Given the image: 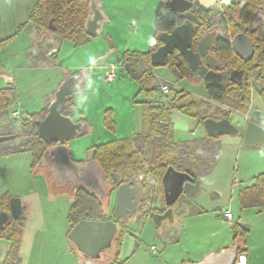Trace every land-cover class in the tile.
I'll list each match as a JSON object with an SVG mask.
<instances>
[{
    "label": "rangeland",
    "instance_id": "374dc122",
    "mask_svg": "<svg viewBox=\"0 0 264 264\" xmlns=\"http://www.w3.org/2000/svg\"><path fill=\"white\" fill-rule=\"evenodd\" d=\"M162 0H102L104 12L111 21L104 25L103 33L90 38L81 45H75L64 39L59 52L61 65L52 67L51 58L45 49L33 43V35L38 36L39 28L29 20V10L33 0H12L16 10H4V0H0V21L5 13L17 12L22 22L17 29L8 25V20L0 23V38L10 37L0 48V72L11 74L14 82L7 84L0 78V88L12 87L15 103L0 113V135L22 133L19 125L28 114L44 107L58 88V79L72 73L82 76L81 90L70 95L73 106L66 108L74 121H84L88 131L79 137L67 141L70 157L83 162L93 145L116 139L130 137L141 122L143 94H137L139 86L128 74L123 65L117 66L116 78L105 80V66H97L95 61L110 50H115L106 59V63H116L125 50L148 51L154 32L155 11ZM13 3V4H12ZM32 5V6H31ZM7 8V7H5ZM6 18V17H5ZM4 18V19H5ZM3 19V20H4ZM22 31V32H20ZM40 67H35L38 62ZM159 85L167 84L169 92L159 90V103H168L176 96L178 104L194 100L197 113L202 118H216L225 111L224 106L209 100L206 88L201 81L187 78L178 80L167 66L152 68ZM157 102V103H158ZM40 104V105H39ZM42 104V105H43ZM19 110V117L13 119L11 113ZM106 110L110 111L117 130H108L104 125ZM40 111V110H39ZM38 111V112H39ZM261 114V126L264 128V98L252 91L250 106L246 114ZM230 122L239 129L244 126L247 117L237 112L228 113ZM171 132L175 141L191 140L203 137L204 128L196 119L178 111L172 113ZM133 137V136H132ZM243 134L219 137V157L217 164L199 178L198 192L193 195L182 193L173 205V221H164L157 226L152 219H140L133 223L132 232L125 234L118 260L114 264H184L201 260L207 253L221 250L234 240L235 222H245L249 228L243 236L248 264H264V213L256 208L240 209L237 199L240 187L253 183L254 177L264 172V142L255 146L242 145ZM19 140L4 141L1 146L14 145ZM136 143V142H135ZM156 149L147 145L143 149L144 159L150 158ZM30 161L24 152L0 153V197L8 195L21 198L27 205L26 218L18 241V255L21 264H80L71 252L67 238L68 215L64 201L50 203L37 189L40 185L37 174L31 172ZM42 172L45 173L44 170ZM89 173V174H88ZM99 172L95 162L87 164V174L66 186H80L89 191H97ZM216 193L218 197L211 198ZM152 198L162 196L157 183L151 191ZM63 207V208H62ZM66 207V206H65ZM229 210L233 215L232 224L223 213ZM10 242L0 237V260L10 247ZM155 246L156 251L150 250ZM66 250V251H65ZM109 251V250H108ZM103 251L100 256L104 255ZM108 259H88L85 264H111L113 252L106 253ZM113 264V263H112Z\"/></svg>",
    "mask_w": 264,
    "mask_h": 264
},
{
    "label": "trees",
    "instance_id": "16d2710c",
    "mask_svg": "<svg viewBox=\"0 0 264 264\" xmlns=\"http://www.w3.org/2000/svg\"><path fill=\"white\" fill-rule=\"evenodd\" d=\"M193 13L200 23L195 26L193 33V39L198 40L207 29L205 25L217 20L218 17L200 10L197 4L194 5ZM88 15L87 0H37L29 20L48 33L69 40L75 45H81L91 38L83 29V24ZM182 22H184L182 15L167 8L165 0H162L155 11L153 23L155 35L150 49L144 52L127 50L122 53V65L139 86L137 94L146 96V99L141 103V128L131 138L116 139L93 146V160L102 172L106 191L103 198L97 197V194H93L80 186L73 188V200L68 210L70 228L82 219L102 220L107 218L109 196L115 187L112 173H121L125 182L138 183L143 195L144 208H147L152 199L153 185L157 183L162 192L161 177L168 166L186 172L194 180H199L201 175L209 172L217 164L220 151L219 137L221 135L210 137L205 133L203 137L183 141H175L173 138L170 127L174 111L196 119L197 123L203 127L204 118L197 113V104L194 100L178 104L176 96L173 95L166 104L159 103L158 100L155 101V98L151 99L155 94L157 96L160 90L159 81L152 72V68L155 66L150 64V52L162 44L156 34L169 32ZM49 23L55 27L54 30L48 28ZM202 23L206 24L203 25ZM9 39L10 37L1 39L0 48ZM259 57H263L264 61V46L255 49L254 59L258 60ZM166 61L165 66L170 68L177 79L191 76L186 61L176 49L167 56ZM259 94L264 98V90L260 91ZM206 95L209 100L225 107L223 109L225 112L220 117L227 118L228 113L232 111L246 114L250 106V92L248 88L240 85L228 88L227 86L215 87L207 84ZM14 103L13 88L10 86L0 88V113L12 107ZM73 105L71 97L68 96L66 108H71ZM46 114L47 105L39 112L28 114L20 123L24 128L25 140L15 146L2 147L0 144V153L31 151L33 154L31 171L41 170L37 163L47 144L41 140L37 133V122L42 120ZM104 125L112 132L116 129V124L108 110L104 115ZM147 145H155L156 149H154L151 157L146 158L145 161L142 153ZM10 198L6 194L0 197V210L7 211L9 209ZM237 199L240 209L256 208L258 212L264 213V172L256 175L252 184L240 187ZM232 226L234 228L233 243H240L239 253H243L246 251L243 244L245 230H242L237 224ZM22 229L23 218H18L9 221L0 231V237L11 243L5 257L0 260V264H21L18 255V241ZM125 233L122 231L118 238H116L117 234L115 235L116 239L113 238L114 252L112 260H110L111 264L118 260ZM73 253L78 252L74 250ZM77 256V259L82 261L80 264H85L83 260L90 259L89 257L83 258L81 254H77Z\"/></svg>",
    "mask_w": 264,
    "mask_h": 264
},
{
    "label": "water",
    "instance_id": "95a60500",
    "mask_svg": "<svg viewBox=\"0 0 264 264\" xmlns=\"http://www.w3.org/2000/svg\"><path fill=\"white\" fill-rule=\"evenodd\" d=\"M196 1L202 9H208L212 5H215L218 0ZM87 2L89 15L83 24V29L87 35L94 38L102 34L104 24L109 22V17L102 8V0H87ZM165 4L172 11L181 13L185 18V22L175 26L170 32H160L156 34V37L161 40L162 44L150 52V64L152 66H165L167 63V56L176 49L186 61L189 69L194 74V78L203 75L206 83H217L215 79L219 77L220 74L211 70L207 71L201 58L205 57V63L207 65L209 64L211 56L207 54V51L214 40L215 33H207L194 45L193 33L198 19L190 12L193 2L190 0H167ZM48 28L50 30L55 29L51 23H49ZM247 45L248 52L251 54L252 46L250 42L247 41ZM233 47L236 54L240 55L236 38L233 41ZM112 53L113 51L110 50L98 57L95 64L97 66H102ZM244 58L246 59V57ZM234 73L236 72H231V78ZM2 78L7 84L13 81L12 78L7 75H2ZM80 82L81 78L79 75H73L64 79L54 92L53 98L47 107L46 116L37 122V133L42 140L46 143H57L46 149L38 165L48 168L53 180L59 187L64 186L67 181L71 179L77 181L87 174L86 164L72 160L69 146L64 143V141L79 137L86 131L84 122L74 121L70 114L64 113L68 96L80 90ZM258 113L259 112H256L253 120H248L246 123L242 138V145L244 146H255L264 141V128L258 124ZM203 127L205 133L210 137L225 134L237 136L240 133V129L225 117L220 119L207 117L203 120ZM10 138L11 136H0V142ZM50 157H53V159L50 160ZM92 160L93 150L89 152L86 162ZM98 172L99 178L102 179V172L99 169ZM112 177L116 183L120 181V174L112 173ZM59 179L62 180V183H58ZM161 185L165 203L171 206L182 193L190 196L195 195L199 190L200 182L197 180L193 183L191 177L186 172L168 166L161 177ZM216 197H218L216 193L211 194V198ZM141 198L142 195L138 183H135L133 186L129 183L120 184L115 198V216L117 218L121 215H125V218L130 216ZM9 212L15 219L25 216V208L20 198H10ZM167 212L170 219L171 209ZM7 216L8 214L6 212L0 211V229ZM166 216L167 214H164L161 217ZM154 220L156 223H159L158 219ZM245 229L248 230V227ZM116 231L117 227L114 221L82 219L71 227L67 236L75 244L79 252L91 259H98L101 252L111 246ZM236 250L237 247H231L213 251L207 253L198 262H187L184 264H234L237 258ZM236 264H245V256L240 255L239 263Z\"/></svg>",
    "mask_w": 264,
    "mask_h": 264
},
{
    "label": "flooded vegetation",
    "instance_id": "af4514ba",
    "mask_svg": "<svg viewBox=\"0 0 264 264\" xmlns=\"http://www.w3.org/2000/svg\"><path fill=\"white\" fill-rule=\"evenodd\" d=\"M166 1L167 0H165V2ZM190 1L193 2L192 7L190 8L191 13H193L194 5L197 4L198 8L200 10L206 11L210 15H212V16L216 15L218 17L217 20H213L208 25H205V26H207V29L203 32L200 39H198V40L193 39V40H194V45H195L207 33H209V32L215 33L214 40H213L211 46L209 47V49L207 51V54H209L211 56V58L209 59V64L207 65L205 63V57H201V58H202V63L205 64L207 71L211 70L213 72L219 73L220 76L216 77V79H215L217 81V83H206L204 81L203 75H199L197 78H194V74L192 72H191V76L187 79L192 80V81H201L204 83L205 88H206L207 84H210V85L215 86V87L216 86H227L228 88L240 85V86H243L245 88H248V90L250 92V96H251L252 91H257L259 93L260 91L264 90V61H263V57H259L258 60L254 59L255 49L256 48L259 49L260 47L264 46V0H218L215 5H212L208 9H202L196 0H190ZM166 7L168 8L167 5H166ZM184 22H185V18H184ZM184 22H182V23H184ZM199 24L200 23L198 21L197 24H195V26H197ZM202 24L204 25L206 23H202ZM235 38L237 39L240 55L236 54L235 49L233 47V41ZM247 41L250 42V44L252 46L251 54L248 52ZM194 50H195V47H194ZM244 57H246V59ZM234 71L236 73H234L232 75V78H231L230 74H231V72H234ZM178 80H181V79H178ZM237 113H239V112H237ZM240 114H242V113H240ZM255 115H256V113H253L249 118H247L245 120L244 126H243V128L242 127L240 128V133L238 135L244 133V129H245L247 121L253 120L255 118ZM220 116L216 117L214 119L223 118ZM258 116H259L258 124L260 125L261 124V114L258 113ZM258 116H256V117H258ZM13 119H17V118H13ZM20 123L21 122H19V125H21ZM0 136H11L10 139L4 140L7 142H9L10 140L19 138V140H17L18 142L16 144L10 145V146L18 145L19 143H21L26 138L24 131L22 133H16L13 131V133H11L10 135H0ZM41 140H42V138H41ZM4 141L0 142V144H2ZM64 143L67 144V141H64ZM46 144L47 145L45 147V150L42 153V156H43L44 152L46 151V149L56 145L57 143H46ZM93 146L91 147L90 151L93 150V158H94ZM23 152L27 153L30 157V169H31V166L33 164V154L31 151H23ZM41 157H40V159H41ZM40 159H39V161H40ZM52 159H53V157H50V160H52ZM39 161L37 163L38 168L42 169L46 173H48L49 178L52 180V182L54 184H56V182L53 180L52 175L49 172L48 168L47 167H40L38 165ZM92 161L95 162L94 160H92ZM88 162H90V161L86 162V160H85V161L80 162V163H85L87 166ZM96 165H97V163H96ZM97 167H98V165H97ZM98 169H99V167H98ZM118 174H120V181L118 183H116L114 178L112 177L114 184H115V187L109 196L107 218L102 219V220H111V221H114L116 223V227H117V231H116L117 237L116 238L119 237V235L121 234L122 231H125L126 232L125 234H128V233L130 234L133 230V228H132L133 223L139 221L140 219L145 220V219L150 218L153 220V222L157 226H160L162 224V222H164V221H168V222L173 221L174 218H173V208L172 207L175 204V202L180 198V196L171 206H169L165 203L163 190H162V196L158 200H154L152 198L150 200L149 206L147 208H144L145 205H143V195H142L140 187H139V189H140L142 198L139 201V203L136 205L133 213L130 216H127L126 218L124 217L125 215H121L119 218H117L115 216V213H114L116 192H117L118 186L120 184L128 183V182L123 181V177H122L121 173H118ZM191 180L193 183H195L197 181V180H194L192 178H191ZM74 181H76V180L71 179V180L67 181L65 186H67L68 184H70ZM58 183H62V180L59 179ZM99 184L101 187H99L97 191H94V192L90 191V192H92L93 194H97L96 195L97 197H103V195L105 193V189H106V188H104L105 182H104L103 178L102 179L99 178ZM129 184L131 186H133L135 183H129ZM71 187L75 188L73 186H71ZM76 187H78V186H76ZM169 209H171L170 219L168 216L169 214L167 212ZM147 210H149V211H147ZM0 211H2V210H0ZM4 212H6L8 214V216L6 217L0 231L3 229L4 226H6V224L9 221H11L12 219H15L11 215V213L9 212V209L7 211H4ZM123 214H125V213H123ZM164 214H167V216L161 217ZM25 216L22 218L24 219ZM86 219H90V218H86ZM154 219H158L159 223H156V221ZM232 222H234V221H232ZM234 224H237V226H239L242 230H245V231H246L245 228H247V227L249 228L248 224L245 222H235ZM69 230L67 231V234H68ZM115 235H114V238H115ZM67 238H68V236H67ZM68 241L70 242L69 244L71 246L70 249L72 250V252H74V250H76L78 252L76 254H73L76 258L78 257L77 254H81V256L83 258L88 257L85 254L79 252L77 250L75 244L69 238H68ZM113 241H114V239L112 240L111 246L109 248L103 250V251L107 250V252H105L104 255L100 256L98 259H100L102 257L104 259H108L106 256V253L108 254L109 252H114ZM231 247H237V250H236L237 258H236L234 264L239 263V256L240 255H244L245 260H246L245 252L239 253V249L241 247L240 243L234 244L232 242L229 246H227L223 249H227V248H231ZM245 249H246V247H245ZM154 251H156V249Z\"/></svg>",
    "mask_w": 264,
    "mask_h": 264
},
{
    "label": "crops",
    "instance_id": "0c3cea01",
    "mask_svg": "<svg viewBox=\"0 0 264 264\" xmlns=\"http://www.w3.org/2000/svg\"><path fill=\"white\" fill-rule=\"evenodd\" d=\"M12 0H4L5 4L4 6H1L2 8V11L4 10H16V6H13L11 5L9 2H11ZM37 0H33V7L35 5ZM103 3V2H102ZM13 4V3H12ZM32 6V5H31ZM7 7V8H5ZM16 7V8H15ZM32 8L28 9L29 12L31 13L32 11ZM30 13H29V16H30ZM6 17V18H5ZM5 17H2L1 18V21L0 23L2 22H5L8 20V25L12 28V29H17L18 26H20V23L22 22V18L19 17L18 13L17 12H13V13H8L6 12L5 13ZM109 17V16H108ZM5 18V19H4ZM4 19V20H3ZM111 21V18L109 17V22ZM108 23V22H107ZM106 24V23H105ZM104 24V25H105ZM104 30V28H103ZM22 32V31H20ZM103 33V32H102ZM3 39V38H0V40ZM65 40L64 39H61L60 37L52 34V33H48L46 32L44 29L42 28H39V31H38V36L36 35H33V43H38V48L40 49H45L46 52H47V55L51 58V61H52V67H55V69L58 67L57 65H61V61L59 60V52L61 51V48L62 46L64 45V42ZM113 52H115V50H112ZM127 51V50H125ZM130 51V50H128ZM132 51H135V50H132ZM124 52V51H123ZM122 52V53H123ZM121 57V56H120ZM118 61H121V58L118 59ZM43 62L39 61L38 64L35 66V67H40L42 65ZM106 60L104 62V66H105V69H106ZM2 75H7L9 77L12 78V83L14 82V77L13 75L11 74H7L5 72H0V78H2ZM73 75H79L80 78H81V82H80V90H81V87H82V76L79 74V73H72V74H69L67 77H64L62 79H58V83L57 84H61V82L66 79V78H69ZM3 79V78H2ZM54 95V94H53ZM53 98V97H52ZM52 100V99H51ZM50 100V101H51ZM50 103V102H49ZM49 103H47V107L49 105ZM43 103H41L40 107L35 111L34 109L33 110V113L34 112H38L39 110H41L43 107H44V104L42 105ZM13 111H18L17 109H14ZM20 113V112H19ZM70 114V113H69ZM247 118H249L250 116L248 114H244ZM142 118V116H141ZM84 122V121H82ZM135 124H134V127L135 125H138V127H136V129L134 130V134L130 136V138L132 136H134L136 133H138L140 131V128H141V122L140 123H137V121L135 120L134 121ZM85 123V126H86V131H88V125ZM117 130V127L116 129ZM24 156L28 158V161H30V157L27 153L24 152ZM29 168H30V165H29ZM32 172V171H31ZM33 174H37V177H38V180H40V185H39V188L37 189L38 191H40L42 193V195L46 196V200L49 201L50 203H62L61 201H64V210L66 208V211H67V215H68V210H69V206L73 200V188H66V186H62V187H59L57 186L56 184H54L52 182V180L49 178V174H47L46 172H42V169L41 170H38V171H35V173ZM21 199V198H20ZM22 200V199H21ZM22 204H23V207L25 208V215L27 216L26 214V211H27V205L26 203H24V201L22 200ZM66 206V207H65ZM25 216V218H26ZM232 224V223H231ZM67 228H70V225H69V222L67 221ZM68 231V230H67ZM67 250H69L71 252V254L73 255L74 253L72 252V250L70 248H68ZM66 251V250H65ZM73 257L78 260L74 255ZM88 260V259H87ZM86 260V261H87ZM248 258L246 257V260H245V264H248ZM114 264V263H113Z\"/></svg>",
    "mask_w": 264,
    "mask_h": 264
},
{
    "label": "built area",
    "instance_id": "2783aa9c",
    "mask_svg": "<svg viewBox=\"0 0 264 264\" xmlns=\"http://www.w3.org/2000/svg\"><path fill=\"white\" fill-rule=\"evenodd\" d=\"M117 63H118V65H116V63H111V62L106 64L105 80L113 81L116 78V68H117V66L122 65V61H118ZM160 91L163 93H168L169 92V86L167 84L160 85ZM11 117L12 118H18L19 112L13 111L11 113ZM223 216L225 217V219L228 222L232 223L233 215L229 210H225L223 213ZM155 249H156L155 246L150 247V250H152V251H154Z\"/></svg>",
    "mask_w": 264,
    "mask_h": 264
}]
</instances>
